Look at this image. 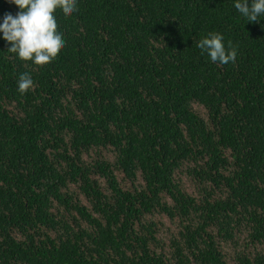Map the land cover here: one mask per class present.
<instances>
[{
	"label": "trees",
	"instance_id": "1",
	"mask_svg": "<svg viewBox=\"0 0 264 264\" xmlns=\"http://www.w3.org/2000/svg\"><path fill=\"white\" fill-rule=\"evenodd\" d=\"M17 11L0 0V19ZM54 14L47 64L0 39V264H264V16L233 0ZM209 32L233 62L196 47Z\"/></svg>",
	"mask_w": 264,
	"mask_h": 264
},
{
	"label": "clouds",
	"instance_id": "2",
	"mask_svg": "<svg viewBox=\"0 0 264 264\" xmlns=\"http://www.w3.org/2000/svg\"><path fill=\"white\" fill-rule=\"evenodd\" d=\"M18 11L8 13L0 19V39L10 45L9 52L15 53L22 61L34 65H44L64 46L63 31L58 29L55 11L65 14L76 11L77 0H8ZM233 7L249 22H260L264 16V0H233ZM196 47L206 54L210 62L227 64L236 57V49L229 42L226 47L220 33L209 32L202 37ZM32 86L28 74H21L17 80V90L23 94Z\"/></svg>",
	"mask_w": 264,
	"mask_h": 264
}]
</instances>
